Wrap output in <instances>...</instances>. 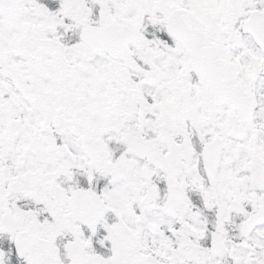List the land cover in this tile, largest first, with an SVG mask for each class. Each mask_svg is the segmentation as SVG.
Listing matches in <instances>:
<instances>
[{
    "label": "snow or ice",
    "instance_id": "6c2138e0",
    "mask_svg": "<svg viewBox=\"0 0 264 264\" xmlns=\"http://www.w3.org/2000/svg\"><path fill=\"white\" fill-rule=\"evenodd\" d=\"M0 264H264V0H0Z\"/></svg>",
    "mask_w": 264,
    "mask_h": 264
}]
</instances>
